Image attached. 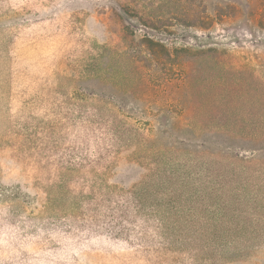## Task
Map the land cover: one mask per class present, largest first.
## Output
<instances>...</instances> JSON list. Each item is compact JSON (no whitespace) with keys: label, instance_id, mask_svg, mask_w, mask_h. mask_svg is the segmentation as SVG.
Returning a JSON list of instances; mask_svg holds the SVG:
<instances>
[{"label":"rangeland","instance_id":"1","mask_svg":"<svg viewBox=\"0 0 264 264\" xmlns=\"http://www.w3.org/2000/svg\"><path fill=\"white\" fill-rule=\"evenodd\" d=\"M171 146L264 183V0H0V264H264V223L223 252L220 192L189 249L137 210Z\"/></svg>","mask_w":264,"mask_h":264},{"label":"trees","instance_id":"2","mask_svg":"<svg viewBox=\"0 0 264 264\" xmlns=\"http://www.w3.org/2000/svg\"><path fill=\"white\" fill-rule=\"evenodd\" d=\"M188 125L194 130L198 128L195 123L189 122ZM178 149L171 146L153 152L151 160L157 162L156 167H151L133 190L137 197V210L159 218L163 236L171 246L189 249L190 240L194 237L189 235V226L198 219L214 216L203 215L196 202L206 205L203 200H209L220 192L224 196L223 203L216 206L221 208L219 220L223 226L222 240L225 241L223 252H234L233 249H240L237 246L240 242L258 238V226L264 223V216L259 212V201L264 200V183L257 180V162L242 155L211 154L207 149ZM169 151L183 157L169 156ZM133 158L136 159L134 155ZM137 158H145L142 149L137 151ZM216 235L217 231L211 241Z\"/></svg>","mask_w":264,"mask_h":264}]
</instances>
